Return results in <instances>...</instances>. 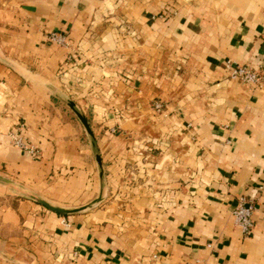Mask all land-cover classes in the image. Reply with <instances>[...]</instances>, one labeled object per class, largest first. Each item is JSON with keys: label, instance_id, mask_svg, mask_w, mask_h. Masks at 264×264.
<instances>
[{"label": "crops", "instance_id": "crops-1", "mask_svg": "<svg viewBox=\"0 0 264 264\" xmlns=\"http://www.w3.org/2000/svg\"><path fill=\"white\" fill-rule=\"evenodd\" d=\"M53 32L78 46L73 57ZM0 49L92 118L110 190L68 218L0 206V241L19 221L41 264H264V82L227 67L264 73V0H0ZM60 111L0 61V169L34 187L58 174L78 203L96 172ZM241 198L255 206L249 235L232 214Z\"/></svg>", "mask_w": 264, "mask_h": 264}, {"label": "rangeland", "instance_id": "rangeland-1", "mask_svg": "<svg viewBox=\"0 0 264 264\" xmlns=\"http://www.w3.org/2000/svg\"><path fill=\"white\" fill-rule=\"evenodd\" d=\"M67 47L70 50V55L73 57V53L78 50V46L73 43L70 39H68V45H62ZM0 54L4 55L6 58L10 59L12 62L17 64L19 67L27 70L28 72L32 73L36 79H26L28 83L33 85L36 89L39 91L44 92L45 94L49 95L52 100L54 101V105L59 108L61 111V114L63 115V119L76 123L80 125L81 127V140L84 142V144L87 146L89 153L92 157L93 164H94V169L96 172V190L93 191L89 196H87L84 200L78 202V203H72L70 201H66L63 199V195L61 193V187L59 183V179L57 176L58 174H51L47 181L43 183L40 186H31L30 184H26L17 178L9 175L6 171L0 169V206L6 205L7 207L14 208L18 211L20 209V203L23 201H29L34 204L40 205L42 208L50 211V212H55L47 208L45 205L39 203L35 199L31 198L27 194H32L37 197L43 198L47 201H49L51 204L58 205V206H63V207H80L85 204H88L92 202L94 199H96L100 193L101 190V179H100V174H99V168L98 164L96 161V156L95 153L98 152L102 158V162L104 164V170H105V176H104V186H105V195L104 199L99 202L98 204L92 206L91 208H88L86 210L79 211L77 213L73 214H62L64 217L68 218L69 216L77 215V214H83L86 212H90L100 205H102L109 196L110 190H109V182H108V177H107V170H106V165L103 161L102 157V151L99 145V139L98 136L92 126V118L89 117L87 112L84 111V109L74 100L72 97L67 94L59 85L54 83L52 80H50L48 77L45 75L35 71L34 69L28 68L24 64L20 63L17 59L12 58L8 56L3 50L0 49ZM3 64H5L7 67L12 69L13 71H16L14 68H12L9 64L5 63L0 59ZM17 72V71H16ZM18 73V72H17ZM58 90L60 93H62L65 97L70 98L74 102L77 103L78 107L80 110L86 115L88 118L91 128L94 132L95 139H96V147L94 148L91 144V140L89 138V135L87 134L83 124L79 120V118L76 116V114L72 111V109L60 98L56 97L54 95V91ZM160 103L162 106L161 108H156V104ZM165 101L162 99H155L152 104V108L156 111H161L164 108ZM91 115V114H90ZM11 144H13L11 140ZM14 145V144H13ZM16 146V145H15ZM61 181V180H60ZM51 188V189H50ZM57 213V212H55ZM60 214V213H58ZM64 223H68V220H64ZM28 227L27 225L25 226L22 222L18 221L17 224V230L20 235H17L15 240H1L0 241V264H41L40 260L33 254L30 255V253H34V249L30 247L35 242V239H30L24 234L25 228ZM8 231V229H6ZM33 247V246H32ZM27 252V253H26ZM30 252V253H29Z\"/></svg>", "mask_w": 264, "mask_h": 264}, {"label": "built area", "instance_id": "built-area-1", "mask_svg": "<svg viewBox=\"0 0 264 264\" xmlns=\"http://www.w3.org/2000/svg\"><path fill=\"white\" fill-rule=\"evenodd\" d=\"M50 40L60 45H68V37L62 33H51ZM227 67L229 68L230 76L233 79H239L255 86H259L264 82V73L255 70L252 67L240 65L232 61H227ZM161 106L162 105L160 103L156 104V108L158 109L161 108ZM11 140L13 144L20 149L27 151L34 156L39 155L40 151L38 147L26 140V138L21 133H12ZM254 212V203L252 201L246 200L245 198H241L238 205L232 211L235 222L245 235L251 234L254 228Z\"/></svg>", "mask_w": 264, "mask_h": 264}, {"label": "water", "instance_id": "water-1", "mask_svg": "<svg viewBox=\"0 0 264 264\" xmlns=\"http://www.w3.org/2000/svg\"><path fill=\"white\" fill-rule=\"evenodd\" d=\"M0 59L2 61H4L5 63L9 64L19 74H21L24 78H26V79H28V78L36 79L35 76L32 73H30L27 70L19 67L17 64L12 62L10 59L6 58L4 55L0 54ZM54 95L56 97L60 98L62 101H64L72 109V111L76 114V116L79 118V120L83 124L87 134L89 135V138L91 140L92 146L95 148L96 147V139H95L94 132H93V130L91 128V125H90V122H89L88 118L80 110V108L78 107L77 103L74 102L73 100H71L70 98L65 97L58 90L54 91ZM95 156H96V161H97V164H98L99 174H100V179H101V190H100V193H99L98 197L96 199H94L92 202H90L88 204H85L83 206H80V207L69 208V207H63V206H58V205L51 204L49 201H47V200H45L43 198L37 197L35 195H32V194H27V195L30 196L31 198L35 199L39 203L45 205L50 210L55 211V212L60 213V214L77 213L79 211L86 210V209L91 208L92 206L98 204L99 202H101L104 199V195H105V192H104L105 191V186H104L105 170H104V164L102 162V158H101L100 154L98 152H96Z\"/></svg>", "mask_w": 264, "mask_h": 264}]
</instances>
